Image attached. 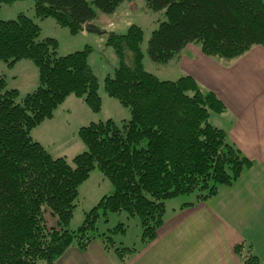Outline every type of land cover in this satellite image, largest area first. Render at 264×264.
Segmentation results:
<instances>
[{
    "label": "trees",
    "instance_id": "trees-1",
    "mask_svg": "<svg viewBox=\"0 0 264 264\" xmlns=\"http://www.w3.org/2000/svg\"><path fill=\"white\" fill-rule=\"evenodd\" d=\"M18 0H0L10 4ZM127 0H34L35 16L54 17L77 34L94 22L98 12L114 13ZM131 1V0H130ZM148 9L164 10L148 42L150 58L166 64L189 43L207 55L225 60L264 45V0H146ZM41 26L25 13L0 18V61L9 65L29 59L39 70L38 87L21 96L0 77V264H57L73 245L86 250L96 237L98 221L110 213L138 217L142 242L153 241L165 222L166 200L196 192L191 206L232 185L253 161L229 141L224 129L210 121L223 112V101L203 89L191 75L161 79L144 66V31L131 24L124 33L105 32L119 56L114 73L105 77L107 94L128 107L130 117L92 121L78 135L86 150L71 159L54 156L32 136V130L70 95L82 98L93 112L102 109L100 82L89 64L91 48L65 55L59 41L41 38ZM98 168L113 184L77 229L69 228L80 186ZM56 217L48 224L46 213ZM119 223L110 233L124 232ZM122 261L139 249L116 246ZM243 264H260L243 251Z\"/></svg>",
    "mask_w": 264,
    "mask_h": 264
},
{
    "label": "crops",
    "instance_id": "crops-1",
    "mask_svg": "<svg viewBox=\"0 0 264 264\" xmlns=\"http://www.w3.org/2000/svg\"><path fill=\"white\" fill-rule=\"evenodd\" d=\"M130 4L136 7L133 0ZM164 66L175 79L191 75L203 89L217 94L226 109L212 112L210 121L224 129L229 141L253 164L245 168L234 184L220 186L217 194L191 206H183L186 202H181L166 212L157 237L142 243L132 263L243 264V255L236 246L244 243L243 251H251L264 264V45H256L236 59L225 60L205 54L198 43H189L179 57ZM12 87L19 89L17 85ZM72 96L66 98L51 118L32 130L33 138L52 155L57 148L55 143L60 146L69 133L74 107L81 113L86 110L78 99L86 102ZM84 125L87 124H78L77 131ZM62 153L58 151L56 155L64 156ZM47 221L50 226L57 225L56 217L50 213ZM109 250L97 242L86 250L73 245L57 264H120Z\"/></svg>",
    "mask_w": 264,
    "mask_h": 264
},
{
    "label": "rangeland",
    "instance_id": "rangeland-1",
    "mask_svg": "<svg viewBox=\"0 0 264 264\" xmlns=\"http://www.w3.org/2000/svg\"><path fill=\"white\" fill-rule=\"evenodd\" d=\"M88 1L92 2V0ZM133 1L136 5L135 8L131 6L130 0H127L121 3L114 13L108 14L99 11L98 14L101 15V18L96 20L98 31H80L77 34L72 33L67 27L60 26L54 17L41 19L35 16L34 0H18L10 4L2 5L0 9V18L5 20L16 19L20 13H25L32 17L42 28L41 38L54 37L59 41L58 53L60 55L84 49L86 46L91 48L88 60L99 78L102 109L99 112H93L82 100L78 99L80 105H82L83 108L86 107V110H84V113H81L77 109V106L74 107L72 116L69 118L72 124L71 126H73L74 129L69 126L67 129L69 133L66 139L60 146L59 143H55L57 148L53 150L54 156H58L56 152L59 151L63 152L62 154L70 159L75 154L86 150V145L78 135V124H88L92 120H106L110 117L115 118L117 121L122 120L125 116L126 118L130 117L129 108L120 104L118 100L110 97L105 90V77L108 74L112 75L115 68L119 65V56L114 48L107 44V34L105 32L115 31L117 33H124L131 24H138L144 31L142 50L144 53L143 62L145 69L161 79L175 80V78H177L175 75L169 73L168 68H166L164 64L154 62L148 54L149 39L159 22L166 20L165 11H152L148 9L146 0ZM111 23L113 26L110 25ZM0 77H4L7 80L9 88H12L14 85L19 86L21 96H24L29 91L35 90L39 85L38 67L29 59L20 60L14 65H9L6 61H0ZM72 97V99H76L75 96ZM68 105V107L71 108L70 106L72 105L70 102H68ZM63 107L68 114L66 106ZM59 136H63V134L60 133ZM79 189L80 194L76 202L77 206L74 211V217L69 225V228L74 230L82 224L85 218V212L90 210L105 194L111 193L114 187L111 181L96 168L91 173L90 177L81 184ZM195 199L196 192L169 198L166 200L167 213H169L173 207L180 205L181 202ZM48 212H50V210L47 211L46 218L47 215H49ZM119 223L124 224L126 229L124 232L118 231L117 233H110L108 231V229L116 227ZM97 232L96 237L90 242L89 246L97 242L106 249V244L108 243H106L104 236L100 235L104 232H107L108 235H112L113 240L116 242V246L135 247L140 250V246L143 243L141 240L142 227L139 218L129 216L126 212L110 213L108 221L101 216L98 221ZM109 249L110 255L118 257V261L121 263L122 261L115 248L111 246ZM137 253L138 251L136 255ZM134 255L135 254L129 255L126 259L127 264H133L132 260Z\"/></svg>",
    "mask_w": 264,
    "mask_h": 264
},
{
    "label": "water",
    "instance_id": "water-1",
    "mask_svg": "<svg viewBox=\"0 0 264 264\" xmlns=\"http://www.w3.org/2000/svg\"><path fill=\"white\" fill-rule=\"evenodd\" d=\"M86 31H98V28L94 22H89L84 25Z\"/></svg>",
    "mask_w": 264,
    "mask_h": 264
}]
</instances>
